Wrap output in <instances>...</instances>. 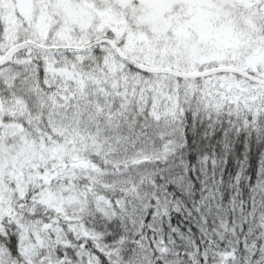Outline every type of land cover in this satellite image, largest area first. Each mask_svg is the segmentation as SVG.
<instances>
[{
    "label": "snow or ice",
    "instance_id": "obj_1",
    "mask_svg": "<svg viewBox=\"0 0 264 264\" xmlns=\"http://www.w3.org/2000/svg\"><path fill=\"white\" fill-rule=\"evenodd\" d=\"M189 110L264 130V0H0V264H178L146 230L101 228L152 206L142 169Z\"/></svg>",
    "mask_w": 264,
    "mask_h": 264
},
{
    "label": "trees",
    "instance_id": "obj_2",
    "mask_svg": "<svg viewBox=\"0 0 264 264\" xmlns=\"http://www.w3.org/2000/svg\"><path fill=\"white\" fill-rule=\"evenodd\" d=\"M173 140L175 150L166 159L142 169L154 181L144 186L152 206L135 224L113 219L101 228L104 240L134 237L143 229L150 238L167 242L178 264H188L185 255H195L213 239L245 255L254 246L253 264H264L259 212L248 219L264 198V130H237L226 114L209 118L189 110Z\"/></svg>",
    "mask_w": 264,
    "mask_h": 264
}]
</instances>
